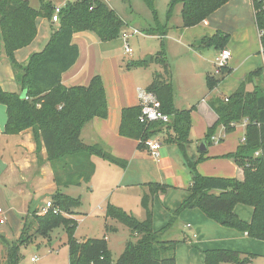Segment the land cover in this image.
<instances>
[{
	"label": "trees",
	"instance_id": "trees-1",
	"mask_svg": "<svg viewBox=\"0 0 264 264\" xmlns=\"http://www.w3.org/2000/svg\"><path fill=\"white\" fill-rule=\"evenodd\" d=\"M143 1L155 17V27L148 30V34L164 37L169 25H161L157 20L154 0ZM230 1L172 0L168 19H171L174 7L181 5L182 27L193 28L204 23ZM41 3V9L36 10L27 0L0 2V40L20 87L19 93H10L0 84V104L7 111L5 134L17 135L29 129L34 131L35 139L39 142L37 153H40L41 146L45 147L46 161L52 168L56 187L51 196L52 208L45 215L32 212L33 222L26 217L22 235L17 241L9 242L0 235L7 250L5 264H20L22 247L33 244L39 236L51 239V234L59 227H63L67 234L70 264H176V249L180 242L164 240L162 236L175 226L184 211L195 209L223 227L264 242V85H255L252 91L247 90V86L256 79L264 83V67L249 73L239 88L227 98V102L215 98L209 104L217 115V121L206 134L205 142L209 145L213 144L219 128L223 127L226 134H232L238 124L248 121L245 143L226 156L243 170L244 179L204 177L197 171V165L205 160L204 156L191 161L187 155L191 142L192 113L196 107L186 110L175 107L172 76L163 43L164 49L158 53L156 61L163 66L164 74H155L147 91L155 94L170 123L157 122L146 126L139 122L141 107L128 108L123 112L120 134L139 140V147L144 148L145 141L164 133V143L179 147L191 171L190 196L176 210L168 225L159 231L153 229L152 202L156 193L166 191V186L148 185L150 192L143 196L141 202L146 212L143 221L120 207L108 204L106 218L124 225L132 235L117 261L113 260L106 236L83 242L75 238L78 222L73 216L78 214L76 211L82 206V198L68 196L62 190L90 183L96 170L93 157H100L122 168L127 163L100 145L85 144L81 138L82 130L88 123L108 115L102 79L96 76L87 87L71 88L64 86L62 79L80 57V50L73 42L75 34L91 32L102 42H110L120 38L125 23L103 0H74L63 8L57 27L50 25L52 33L45 48L31 54L26 63H19L15 54L36 40L38 19L43 17L51 23L54 6L43 0ZM253 7L264 53V2L253 0ZM229 42V34L218 32L212 38L198 42L197 47L223 50ZM148 66L143 61L130 63V67ZM229 73L225 68L219 79L208 75V89L213 91L217 88ZM24 92L26 98L23 99ZM237 205L253 209L251 222L243 221L235 213ZM34 223L37 226L35 233L29 234ZM105 229L106 232L116 231L109 225ZM203 254L204 264H250L256 257L251 254L243 257L242 253L231 250H209Z\"/></svg>",
	"mask_w": 264,
	"mask_h": 264
},
{
	"label": "crops",
	"instance_id": "crops-1",
	"mask_svg": "<svg viewBox=\"0 0 264 264\" xmlns=\"http://www.w3.org/2000/svg\"><path fill=\"white\" fill-rule=\"evenodd\" d=\"M45 2H51L55 6L53 0H45ZM176 32L168 37V40L176 42L183 52L191 55L190 66L196 71L193 73L198 76L204 75L205 80L208 75L214 76L212 65L221 50H216V53L212 54V47H197L198 42L212 38L218 32L230 35V42L225 47L232 53L227 67L230 73L226 75L223 82L205 96L201 95L203 91L201 87H193L192 84L189 86V92L194 95L193 99L185 105L174 93V105L178 110L196 107L192 113L191 142L187 148V155L191 161H197L201 155L204 156L205 160L197 165V171L204 177L243 180V170L233 159H228L226 156L236 152L242 144L246 132L244 121L236 126L232 134H226L223 127L219 128L213 138V144L206 143L205 152L201 151V145L206 141L208 129L217 121V115L211 109L210 102L215 98L224 100L230 97L249 73L264 67V53L255 22L253 1L231 0L204 23L193 28H184L181 24L177 26ZM124 34L127 33H123L122 36ZM127 35L129 40L131 35L141 34L132 32ZM39 36L38 29L36 40L29 47L16 52V60L19 63H26L31 54L41 52L40 44L37 43ZM153 37L160 40L164 38L160 35ZM128 40L122 37L114 41L102 42L96 34L91 32L75 34L73 42L80 50V57L75 66L63 75L62 83L67 88L87 87L94 77L99 76L102 79L107 97L108 115L106 118H95L88 123L82 130L81 138L85 144L100 145L114 157L127 163L126 167L122 168L100 157H93L95 174L90 183H83L80 186L86 185L87 191L95 197L98 207L104 209L103 224L107 225L108 222L114 224L112 227L116 228V232L120 228L118 225L120 223L117 224L116 221L106 218L108 204L120 207L140 221L146 219V212L141 205L142 198L150 192L148 185L158 184L167 187L164 193H156L152 202L153 229L159 231L168 225L176 210L190 196L192 174L179 147L164 143V133L160 134L162 145L156 155L145 147L140 148L139 140L120 134L124 110L140 106V94L147 91L154 79V73L149 72V66L130 67L129 64L126 69H122L119 60L122 57L121 52H125L126 45L129 44ZM0 43V84L7 92L19 93L20 87L15 79L13 68L6 57L1 40ZM199 58L205 61L206 67ZM145 63L149 64L148 61ZM222 76L223 74L215 77ZM260 82L263 84V81L256 79L254 83L247 86V90L252 91L253 89L249 87L254 88ZM221 89L224 90L223 94H219ZM6 123V107L5 109L0 107L2 176L9 177L8 180H10L3 181L7 183L4 184L6 190L13 196H23L21 197L23 199L33 195L34 191H40L39 186L43 182H49V186L45 189L56 190L52 168L46 161V149L41 146L40 153H37L39 142L35 139L34 131L29 129L17 135H6ZM40 161H42L41 164ZM27 186L31 187L32 193L24 194L28 189ZM43 208L36 206L34 202L30 203V206L26 203L22 213H24L23 216L26 215L25 218L38 210L39 215H42ZM76 213H79L78 210ZM235 213L245 222H251L253 217V209L244 205H237ZM23 225L16 234H20ZM172 230L175 231L172 232ZM166 233L168 236L172 233L168 240L180 242L176 249V264H204L203 252L209 250L236 251L242 253L243 257L249 254L255 255L250 264L264 258V242L223 227L210 220L198 209L184 211L178 217L175 227L173 226ZM179 235H183L182 240L174 238ZM6 238L9 240L7 236Z\"/></svg>",
	"mask_w": 264,
	"mask_h": 264
},
{
	"label": "rangeland",
	"instance_id": "rangeland-1",
	"mask_svg": "<svg viewBox=\"0 0 264 264\" xmlns=\"http://www.w3.org/2000/svg\"><path fill=\"white\" fill-rule=\"evenodd\" d=\"M27 1L30 3L31 7L36 10H40L42 7L41 0ZM53 1L56 7L64 8L69 2H73L74 0ZM104 1L123 19L125 26L123 28L122 34H131L135 30H137L141 34L131 35L128 40L130 48L133 52L131 55L126 54L124 51L121 52L122 57L120 58L119 62H121L122 69H126V67L132 61H148L149 72L154 73V75L164 74V68L163 66L158 64V62L156 61V56L165 48V56L172 76L174 93L182 104L186 105V103L190 102V100L193 99L194 95L189 92V86H191L192 84L194 85L193 87H201V90H203L201 92V95L203 94V96L210 92L204 75L198 76L197 74L193 73V71H196L190 66L191 55L183 52V50L178 45H176V42L168 40V37H171L172 35L177 33V26L182 24L181 5H176L174 7L171 19L169 20L168 14L170 11L172 0H154L157 20L161 23V25H169L167 34L163 39L160 40L156 37H153L157 35H148V30L155 27V17L152 10L144 3L143 0ZM37 24L40 33L37 43L40 44L39 48L42 51L50 40V36L52 33L50 26L51 23L48 19L40 17L37 21ZM52 26L57 27V25ZM122 34L120 38H122ZM162 43L164 44V48L162 47ZM214 53H216V49L212 47V54ZM151 58H153L152 62L150 61ZM203 62V66L206 67L205 61ZM213 66L214 65H212V73L214 75L215 68ZM259 85L263 86L264 83L262 84L260 82ZM249 88L251 90L253 89V87ZM222 91L224 90L221 89L219 94H223ZM0 107L5 109L4 105L0 104ZM199 145H201V143ZM1 163L2 162L0 160V207L3 210V215L0 216V220L5 219L6 224L0 225V234H4L3 236L6 240L7 236L9 242H13L17 241L18 238L22 235V230L20 231V234H16V232L20 230L26 216H23L24 213H22L24 211L25 204L28 203L30 206V203L34 202L36 206H40V208L45 207L46 203L51 201V196L53 195L55 189L54 191L50 188L45 189L49 186V182H43V184L39 186L40 191H34V194L31 196H27L24 199L21 198L23 196H13L11 195L10 191L6 190V187L4 185L7 183H4L3 181L6 180V182H9L10 180H8L9 177L2 176L3 171L1 168ZM27 187L28 189H26V192L24 194H28V192L32 193L33 190L31 189V187ZM86 187L87 186L84 185L82 187H69L62 190V192L68 196L74 198L82 197L83 205L81 209L78 210V215H76V217H73L74 219L79 220L75 238L78 241L83 242L86 240V238L98 239L106 236L109 240V249L112 253L113 260L117 261L124 252L127 242L132 238L131 232H129L127 228L122 226V224H118L119 222L117 221V224L120 225L119 230L117 232H106V225L103 224V219L105 218V212H103L104 209H100V207H98V203L95 197L91 196V193L87 191ZM20 189L23 188L20 187ZM28 219L29 222H33L31 215L28 216ZM107 225L111 227L114 224L108 222ZM36 227L37 226L34 223L31 233L29 234H34ZM173 231L175 230H172V232ZM171 235L172 233L170 234V236ZM170 236H168V233H165L162 238L164 240H168L170 239ZM174 238L182 240L183 235H179ZM6 252L7 250L5 244L0 239V264L6 263ZM21 255L22 258L20 264H70L67 234L64 228L59 227L54 230V232L51 234V239H44L40 236L37 237V239L33 241V244L22 247ZM33 258L36 259V262H32ZM252 264H264V258L257 259Z\"/></svg>",
	"mask_w": 264,
	"mask_h": 264
},
{
	"label": "built area",
	"instance_id": "built-area-1",
	"mask_svg": "<svg viewBox=\"0 0 264 264\" xmlns=\"http://www.w3.org/2000/svg\"><path fill=\"white\" fill-rule=\"evenodd\" d=\"M3 0H0V2ZM253 1V0H252ZM263 1L264 0H258ZM62 7H56L54 6L53 10V16L51 19V24L57 25L60 23V14L62 12ZM134 34H140L138 31H133ZM124 40H128V35L124 34L123 36ZM126 54H132V49L130 48L129 44L126 45L125 48ZM263 52V50H262ZM232 58V53L228 49L221 50L216 60L214 61V76H221L222 70L227 68L229 65V62ZM225 101L227 102L228 99L225 98ZM140 107H141V115L139 117V122L141 124H144L146 126L150 125L151 123H162V124H168L170 123V118L162 112V106L155 94L150 93L148 91H143L140 94ZM248 121H244L245 127L247 126ZM245 143V137L242 140V144ZM162 141L161 136L156 135L147 141L144 142V146L151 151L152 154L156 155L158 151L161 149ZM257 156H259V153H257ZM52 208V203L49 201L46 203L45 207L42 209L41 214L45 215L49 209ZM0 214H3V210L0 207ZM5 219L0 220V224H5ZM33 262L36 261L35 258L32 259Z\"/></svg>",
	"mask_w": 264,
	"mask_h": 264
},
{
	"label": "water",
	"instance_id": "water-1",
	"mask_svg": "<svg viewBox=\"0 0 264 264\" xmlns=\"http://www.w3.org/2000/svg\"><path fill=\"white\" fill-rule=\"evenodd\" d=\"M151 60V59H150ZM22 98H26V92L22 93ZM201 151L205 152L206 151V142H203L201 145Z\"/></svg>",
	"mask_w": 264,
	"mask_h": 264
}]
</instances>
